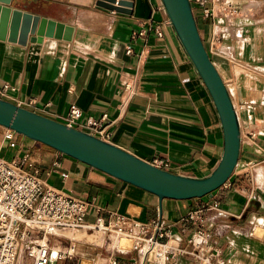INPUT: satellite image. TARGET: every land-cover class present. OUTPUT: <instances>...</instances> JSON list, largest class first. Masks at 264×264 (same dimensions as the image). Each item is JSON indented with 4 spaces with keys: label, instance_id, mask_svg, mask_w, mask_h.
Segmentation results:
<instances>
[{
    "label": "crops",
    "instance_id": "obj_1",
    "mask_svg": "<svg viewBox=\"0 0 264 264\" xmlns=\"http://www.w3.org/2000/svg\"><path fill=\"white\" fill-rule=\"evenodd\" d=\"M128 1L132 7L122 5L123 11H116L98 6L97 0H12V8L44 17L47 23L43 35L31 40L28 34L23 44L8 40L9 31L0 38V89L8 85L2 98L63 123L76 104L81 124L88 117L100 121L106 141L158 166L162 162L161 168L173 173L205 177L219 164L224 149L211 94L161 0ZM190 3L240 122L239 160L223 186L200 198L159 199L21 134L14 135L11 147L2 126L0 157L25 159L23 167L48 186L88 200L87 223L97 217H130L146 227L147 235L161 216L170 224V236L184 243L195 229L188 215L216 203L205 213V228L220 251V264H264V0ZM228 8L237 13L230 14ZM204 10L213 16L203 18ZM66 25L73 28L70 39L63 38ZM215 37L219 42L212 52ZM236 65L243 69L238 78ZM81 130L102 138L84 125ZM76 231L85 232L82 239L67 237L64 244L49 236L48 264H93L100 259L109 264L113 257L117 264H139L137 258H122L110 250L113 234ZM168 264L199 263L184 255Z\"/></svg>",
    "mask_w": 264,
    "mask_h": 264
},
{
    "label": "water",
    "instance_id": "obj_2",
    "mask_svg": "<svg viewBox=\"0 0 264 264\" xmlns=\"http://www.w3.org/2000/svg\"><path fill=\"white\" fill-rule=\"evenodd\" d=\"M11 1L0 0V38H6L9 31L8 40L23 44L28 34L32 35L31 40L43 35L47 19L12 8ZM96 3L116 11H123L122 5L132 7L128 0H97ZM161 4L181 45L209 90L221 121L224 149L219 164L209 175L196 178L173 173L103 138L3 98H0V126L151 192L159 199L200 198L223 186L232 176L241 151L237 111L229 89L201 38L190 0H161ZM72 31L73 28L66 25L63 38L70 39Z\"/></svg>",
    "mask_w": 264,
    "mask_h": 264
},
{
    "label": "built area",
    "instance_id": "obj_3",
    "mask_svg": "<svg viewBox=\"0 0 264 264\" xmlns=\"http://www.w3.org/2000/svg\"><path fill=\"white\" fill-rule=\"evenodd\" d=\"M226 11L232 15L237 13L235 8ZM202 15L210 19L213 12L204 10ZM156 33L162 34L159 29H156ZM139 34L143 35L144 31ZM218 42L219 38L215 37L210 51H216ZM131 51L127 47V53ZM128 87L131 92L132 88ZM7 89L8 85L0 89V98ZM81 116V109L71 104L64 123L78 129L84 125L105 139L107 134L100 129V121L88 117L85 124H81ZM15 134L13 130L5 128L3 139L11 147L15 146ZM24 162L25 159L18 161L0 157V264H48L52 255L49 236H57L59 242L64 244L67 237L60 234L61 231L80 229L90 232L101 230L132 238V250L137 252L139 264H168L184 255L199 264L221 263L220 251L211 242L205 228V213L216 208V203L201 205L188 215L195 229L184 243L170 236V224L161 216L152 222L153 231L147 235L144 233L146 227L130 217L118 216L114 220L97 217L94 222L87 223L88 200L48 186L35 172L27 171L23 167ZM159 165L162 166V162ZM136 228L138 231H134ZM116 253L121 254L122 251L116 250ZM62 254H58V258L63 257ZM117 262V257H113L109 264Z\"/></svg>",
    "mask_w": 264,
    "mask_h": 264
},
{
    "label": "rangeland",
    "instance_id": "obj_4",
    "mask_svg": "<svg viewBox=\"0 0 264 264\" xmlns=\"http://www.w3.org/2000/svg\"><path fill=\"white\" fill-rule=\"evenodd\" d=\"M229 62H231V61H229ZM234 70H235V73H236V76H237V78L239 77V75H240V73H242L243 72V69L241 68V67H239L238 65H236V66H234ZM65 232H67V231H61L60 232V234H62V235H64L65 236ZM72 235L71 236H66V237H72V238H81V237H79V236H81L80 234L82 233V235H84L85 234V232L84 231H77V232H75V231H72ZM74 236V237H73ZM121 237H123V236H121ZM120 236H118L117 234H113V235H111L110 236V238H109V247H110V250L111 249H115V250H118V251H120V249H118L117 247H115L114 246V244H113V242H112V240L111 239H118V238H121ZM129 238V237H128ZM129 239H131V246H130V249L128 250V251H126V252H124V253H121V257L122 258H127V257H129V258H131V257H133V258H137V262H138V256L136 255L137 254V252L135 251V250H132V248H133V245H134V241H133V239L132 238H129ZM23 247H25V246H23ZM82 264V263H81ZM89 264H92L91 262H89ZM93 264H107V261L105 260V259H100L99 261H97V262H95V263H93Z\"/></svg>",
    "mask_w": 264,
    "mask_h": 264
},
{
    "label": "bare ground",
    "instance_id": "obj_5",
    "mask_svg": "<svg viewBox=\"0 0 264 264\" xmlns=\"http://www.w3.org/2000/svg\"><path fill=\"white\" fill-rule=\"evenodd\" d=\"M77 232V231H76ZM65 236H71L73 233L72 231H67L64 233ZM81 236L79 237H82V233L80 234ZM74 237V236H73ZM121 237V236H120ZM82 239V238H81ZM85 239V238H84ZM95 240V239H94ZM114 246L117 247L118 249H120V251H123V252H126L130 249V246H131V239H129L128 237H121V238H118V239H111ZM82 264H89V262L87 261H83Z\"/></svg>",
    "mask_w": 264,
    "mask_h": 264
}]
</instances>
